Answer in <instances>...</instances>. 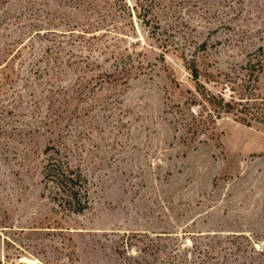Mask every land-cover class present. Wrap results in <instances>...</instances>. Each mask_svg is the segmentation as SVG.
I'll list each match as a JSON object with an SVG mask.
<instances>
[{
	"label": "rangeland",
	"instance_id": "374dc122",
	"mask_svg": "<svg viewBox=\"0 0 264 264\" xmlns=\"http://www.w3.org/2000/svg\"><path fill=\"white\" fill-rule=\"evenodd\" d=\"M191 63L264 97V0H0V264H264V123L187 131Z\"/></svg>",
	"mask_w": 264,
	"mask_h": 264
},
{
	"label": "trees",
	"instance_id": "16d2710c",
	"mask_svg": "<svg viewBox=\"0 0 264 264\" xmlns=\"http://www.w3.org/2000/svg\"><path fill=\"white\" fill-rule=\"evenodd\" d=\"M190 75L195 81L194 92L188 98L189 118L186 125L187 131L199 133L209 128V123L220 117L223 113L238 114L237 117L249 125L250 120L264 123V97L256 93L253 81L230 86L229 98H225L224 91L212 93L203 82L199 80V71L195 64L189 65ZM200 106L195 111L192 106ZM240 115V116H239ZM58 154V151L52 148ZM43 175L46 182L52 185L50 197L63 211L80 213L88 204L86 179L79 169L70 166L62 157L51 156L44 167Z\"/></svg>",
	"mask_w": 264,
	"mask_h": 264
}]
</instances>
